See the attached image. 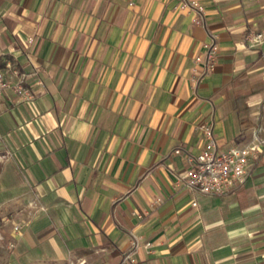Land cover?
<instances>
[{"label": "crops", "instance_id": "obj_1", "mask_svg": "<svg viewBox=\"0 0 264 264\" xmlns=\"http://www.w3.org/2000/svg\"><path fill=\"white\" fill-rule=\"evenodd\" d=\"M262 31L251 0H0V69L33 95L0 102V264H264ZM202 126L261 140L222 195L185 185Z\"/></svg>", "mask_w": 264, "mask_h": 264}, {"label": "built area", "instance_id": "obj_2", "mask_svg": "<svg viewBox=\"0 0 264 264\" xmlns=\"http://www.w3.org/2000/svg\"><path fill=\"white\" fill-rule=\"evenodd\" d=\"M137 0H126L128 7H133ZM254 3H264V0H251ZM179 10H194L202 13V7L195 1L183 2L178 5ZM195 23H200L198 19ZM251 46L261 45L264 41V31L249 33L246 37ZM204 56L195 57L192 63L201 64L205 74L215 68L217 46L214 41L204 45ZM25 76L18 73L11 64L0 69V102L4 98L5 90H12L20 99L30 102L32 93L24 85ZM203 146L200 152L189 159L190 167L185 171V185L205 195H222L231 188L241 185L246 176L248 161L261 146L258 131H254L249 142L241 147H232L226 150L218 148L212 130L209 126H202ZM179 153V150H175ZM20 225L16 224L13 230L16 232ZM134 245V244H133ZM127 259H131L128 254ZM66 264H84L82 260L68 261Z\"/></svg>", "mask_w": 264, "mask_h": 264}]
</instances>
